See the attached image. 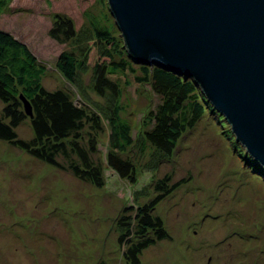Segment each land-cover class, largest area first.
<instances>
[{
    "label": "rangeland",
    "instance_id": "374dc122",
    "mask_svg": "<svg viewBox=\"0 0 264 264\" xmlns=\"http://www.w3.org/2000/svg\"><path fill=\"white\" fill-rule=\"evenodd\" d=\"M2 1L0 29L25 43L43 65L45 89H63L80 104L111 105L108 94L91 90L90 66L77 70L74 84L54 67L60 51L83 59L92 47L88 59H95L93 49L102 47L92 27L108 28L126 53L106 0ZM56 16L70 21L75 37L49 36ZM116 76L120 116L132 138L121 157L135 165V182L103 167V184L92 186L0 140V264H125L116 224L157 195L155 183L164 176L163 187L178 185L152 211L169 238L142 249L138 264H264V176L244 165L226 122L206 110L167 157L159 156L143 140L147 127L140 123L157 97L127 71ZM15 131L31 135L27 120ZM106 134L103 123L95 153L101 162Z\"/></svg>",
    "mask_w": 264,
    "mask_h": 264
},
{
    "label": "trees",
    "instance_id": "16d2710c",
    "mask_svg": "<svg viewBox=\"0 0 264 264\" xmlns=\"http://www.w3.org/2000/svg\"><path fill=\"white\" fill-rule=\"evenodd\" d=\"M4 4L0 0V9ZM91 30L102 47L101 50L93 49L95 59L91 63L88 59L92 47L83 59H77L72 51H60L54 67L63 79L74 84L77 70L90 66L91 90L102 98L108 94V104L111 103L108 106L100 103L93 106L89 101L84 103L86 105L76 103L63 89H45L41 83L43 65L25 43L0 29V140L92 186L103 184V167L112 170L120 179L134 183L135 165L121 157L132 143L130 126L120 116L121 107L117 101L116 75L122 76L125 71L134 83L146 85L158 99L140 123L147 127L142 130L143 140L159 156L167 157L182 133L206 110L223 121L190 78L158 66L136 63L120 48L108 28L92 27ZM49 36L57 40L75 37L70 21L59 16H56L54 27L49 29ZM114 55L117 60L113 59ZM22 100L29 105L30 117L24 113ZM24 120L28 121L31 132L28 138L18 136L15 131ZM103 123L107 134L101 162L95 153L97 132ZM239 149L244 165L251 172L264 176L260 165L242 147ZM166 179L164 176L155 183L157 195L148 203L132 208L134 213L127 221L116 224V241L124 246L121 256L125 264H138L142 249L169 238L161 220L152 211L156 203L178 185L175 182L163 187L161 184ZM96 264L106 263L99 259Z\"/></svg>",
    "mask_w": 264,
    "mask_h": 264
},
{
    "label": "water",
    "instance_id": "95a60500",
    "mask_svg": "<svg viewBox=\"0 0 264 264\" xmlns=\"http://www.w3.org/2000/svg\"><path fill=\"white\" fill-rule=\"evenodd\" d=\"M127 55L190 78L264 170V0H106ZM24 113L30 108L22 100Z\"/></svg>",
    "mask_w": 264,
    "mask_h": 264
}]
</instances>
